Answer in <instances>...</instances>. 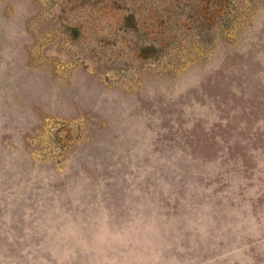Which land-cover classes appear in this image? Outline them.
<instances>
[{
  "label": "rangeland",
  "instance_id": "obj_1",
  "mask_svg": "<svg viewBox=\"0 0 264 264\" xmlns=\"http://www.w3.org/2000/svg\"><path fill=\"white\" fill-rule=\"evenodd\" d=\"M0 264H264V0H0Z\"/></svg>",
  "mask_w": 264,
  "mask_h": 264
}]
</instances>
